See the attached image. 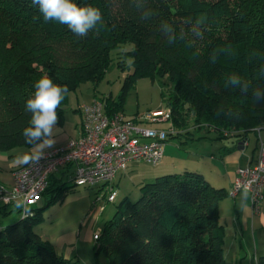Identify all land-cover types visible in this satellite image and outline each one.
<instances>
[{
  "label": "trees",
  "instance_id": "trees-1",
  "mask_svg": "<svg viewBox=\"0 0 264 264\" xmlns=\"http://www.w3.org/2000/svg\"><path fill=\"white\" fill-rule=\"evenodd\" d=\"M74 2L101 10V21L85 36L58 21L45 22L32 0H0V152L32 149L22 135L31 119L25 105L41 77L68 88L57 109L62 124L67 96L82 84L97 85L112 53L126 44L132 46L125 55L133 59L135 74L125 80L120 101L106 100L110 116L123 113L141 72L169 87L165 105L175 122L179 116L184 121L186 108L195 114L194 129L212 131L217 140L261 133L264 0ZM73 190L51 177L42 198L50 206ZM228 197L200 173L157 176L142 186L137 201L125 198L117 205L95 241L93 264H101L102 256L105 264H225L219 205ZM12 211L19 218L0 227V264H81L35 232L44 221L41 209L22 216L3 205L0 215Z\"/></svg>",
  "mask_w": 264,
  "mask_h": 264
},
{
  "label": "built area",
  "instance_id": "built-area-1",
  "mask_svg": "<svg viewBox=\"0 0 264 264\" xmlns=\"http://www.w3.org/2000/svg\"><path fill=\"white\" fill-rule=\"evenodd\" d=\"M81 113V136L78 139L43 150L39 161L15 169L12 187L0 184V202L3 205L17 208L19 204L21 207L17 209L22 216H27L28 209L42 199L51 177L61 170L71 173L74 189L103 186L98 191H103V194L97 199L114 204L118 198L114 184L117 173L125 171L134 162L153 166L160 164L168 139L176 136L172 127V111L167 105L142 116L126 118L122 112L107 114L106 101L97 98L92 105L81 108ZM263 189L264 140L259 137L258 156L254 163L238 170L229 197L248 193L254 214H259L264 200ZM99 236L100 230L95 232L94 241Z\"/></svg>",
  "mask_w": 264,
  "mask_h": 264
},
{
  "label": "rangeland",
  "instance_id": "rangeland-1",
  "mask_svg": "<svg viewBox=\"0 0 264 264\" xmlns=\"http://www.w3.org/2000/svg\"><path fill=\"white\" fill-rule=\"evenodd\" d=\"M131 50L132 46L128 44L115 50L112 53L104 77L97 85L93 83L82 84L75 93L67 96L66 100L63 102L62 108L64 110L66 130L68 132H73L76 125L75 110L79 109V107L83 108L92 105L95 97L105 101L107 99L120 101L125 80L135 74L133 59L125 55ZM133 79L132 89L125 96L123 103V113L126 118L142 116L147 112L157 111L165 107L170 91L169 87L164 84L165 81H162L164 84L162 85L159 80H153L148 73L144 74L141 72L136 74ZM183 113V122H180V116L177 117L176 122L172 117V127L176 132V136L168 139L165 148V157L160 164L153 166L146 162H134L129 164L125 171H119L117 173L114 184L118 190V198L115 204L97 199V196L101 197L103 194V191L98 192L97 186L85 188L76 187L73 191L66 193L62 202L48 206L47 199L45 200L42 198L37 205L29 208L30 210H42L44 221L35 229L43 232L54 230L52 222H55V226H58L57 228H59L58 230L60 231H80L82 235L85 233L83 229L91 226L90 228L94 236V233L99 230L98 227H103L105 222L111 219L116 211L117 205L123 199L129 198L132 201H137L139 197H141L142 186L155 179L146 180V177L152 174H158L159 176L180 174V166L182 167L181 171L193 169L189 163L183 162L182 159L180 160V157L185 158L187 151L191 152L192 149L197 150L202 146L208 148L207 146H211V142H220V140L215 141L217 134L212 131L208 132L207 129H203L202 131L196 130L190 137L180 136V132L187 134V132L196 125L194 123L195 114H193V112L185 108ZM180 124L184 126H180ZM58 126L59 122L57 121L54 127ZM162 127L168 128L167 125H162ZM250 136H253V134ZM200 137H203L202 139L205 140L203 144L198 143ZM190 138L194 140H189ZM217 146L218 145H213L215 150ZM16 149L23 150L25 148ZM0 208H3V204L2 206L0 205ZM18 218L19 214L17 211H12L7 217H0V226L11 224ZM96 221L97 224L94 230L92 225H94ZM226 252L228 253L226 254L227 257L225 256L227 264H241L240 260L236 261L232 259L233 254L229 251V248ZM257 253L258 252H253L247 255L246 261H243L242 264H260V258L264 257V254L261 256L260 252L259 254ZM102 257H100L101 263L105 264L106 259Z\"/></svg>",
  "mask_w": 264,
  "mask_h": 264
},
{
  "label": "crops",
  "instance_id": "crops-1",
  "mask_svg": "<svg viewBox=\"0 0 264 264\" xmlns=\"http://www.w3.org/2000/svg\"><path fill=\"white\" fill-rule=\"evenodd\" d=\"M75 113L77 121L73 132L70 133L66 130V121L64 119L62 124H59L58 127H54L53 129L51 138L55 141L54 145L44 150L65 145L69 141L78 139L81 136V107L76 109ZM194 131L196 129L193 127L187 132L188 135L180 132V136L190 137ZM251 134L253 136H250ZM251 134L242 141L235 142L234 139L220 140V142H211V146H207L208 148L202 146L197 150L192 149L191 152L187 151L185 154L186 157H180V160L182 159L183 162L189 163L193 169L181 171L182 167L180 166V174L185 172L200 173L212 186L224 188L229 193L237 177L238 170L255 162L259 153V137L264 140V128H262L260 135L257 133ZM202 138H199V144L204 143L205 140ZM189 140L194 139L190 138ZM213 145H218L216 150ZM30 152L31 149L26 148L23 150L13 149L9 152H0V184L8 188L13 186L14 170L24 165H17L15 162L16 158L24 153ZM157 176L159 175L152 174L146 177V180H152ZM53 177L56 180H61L63 183H71L72 180L71 173H66L63 170ZM97 189L101 191L103 186H97ZM0 205L2 206L1 202ZM219 216L220 224L224 227V256L228 254L226 252L228 248L233 254L232 259L236 261L240 260L241 264L243 261H246L247 255L253 252H258L257 254L260 252V255L263 256L264 200L260 208V213L254 214L249 194L242 192L235 198L228 197L220 203ZM97 221L92 225L94 230ZM54 223L52 222L54 230L43 232L35 229V232L44 240L51 242L58 254L64 256L66 259L79 261L81 264H93L95 261L94 247L96 246V242L93 239L91 226L83 229L85 233L81 235L80 231H60ZM98 228L99 230L102 229V227ZM225 261V264H227V259Z\"/></svg>",
  "mask_w": 264,
  "mask_h": 264
},
{
  "label": "clouds",
  "instance_id": "clouds-1",
  "mask_svg": "<svg viewBox=\"0 0 264 264\" xmlns=\"http://www.w3.org/2000/svg\"><path fill=\"white\" fill-rule=\"evenodd\" d=\"M38 5L43 20L58 21L77 36H85L89 29L95 28L101 21V10L93 6H79L74 0H32ZM35 92L26 101V110L31 113L29 126L23 129L25 142L32 146L30 153L16 158V164H29L39 161L43 150L54 145L51 138L53 128L59 119L57 109L65 95L66 85L60 86L48 77H41L35 84ZM25 204V203H24ZM17 208L21 205L17 204Z\"/></svg>",
  "mask_w": 264,
  "mask_h": 264
}]
</instances>
